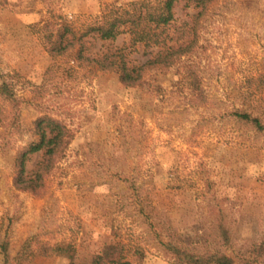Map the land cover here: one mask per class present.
Segmentation results:
<instances>
[{
    "label": "rangeland",
    "instance_id": "374dc122",
    "mask_svg": "<svg viewBox=\"0 0 264 264\" xmlns=\"http://www.w3.org/2000/svg\"><path fill=\"white\" fill-rule=\"evenodd\" d=\"M131 1L0 0V85L15 97H0V264H70L57 244L87 261L118 244L130 264H179L169 242L264 264V131L235 115L264 122V0L202 15L179 3L171 35L193 23L195 43L127 87L87 57L128 47L142 66L150 52L86 29ZM45 115L73 136L43 187L18 189L17 156Z\"/></svg>",
    "mask_w": 264,
    "mask_h": 264
},
{
    "label": "trees",
    "instance_id": "16d2710c",
    "mask_svg": "<svg viewBox=\"0 0 264 264\" xmlns=\"http://www.w3.org/2000/svg\"><path fill=\"white\" fill-rule=\"evenodd\" d=\"M213 1L215 0H136L124 5H108L97 23L87 27L86 33L93 34L103 41L115 40L122 34H129L131 37L129 47L144 45L150 52L148 53L150 58L142 66H132L127 59L128 47H123L109 48L106 52L97 54L98 58L87 57V60L98 64L100 70H115L122 84L127 87L139 85L147 65L165 67L172 64L171 55L176 53V58H180L195 43L194 40H189L191 31L188 28L191 29L193 23L185 22V30L179 32L178 36L171 35L177 19V5L185 2L186 5L199 10L196 15H202ZM1 96L5 100L15 98L9 84L4 80L0 85ZM235 115L251 123L256 129L264 131V122L259 116L245 111H237ZM33 131L37 138L17 156L18 171L14 183L21 190L36 191L44 186V177L53 167L55 157L64 152L73 136L66 124L48 115L35 121ZM37 153H42L41 160L32 169H28V161ZM165 246L179 264H234L232 257L223 253L208 251L196 254L172 242L165 243ZM54 250L66 256L70 264H130L125 260L124 249L118 244L108 245L101 252L96 253L90 261L79 259L71 244L66 246L57 244Z\"/></svg>",
    "mask_w": 264,
    "mask_h": 264
}]
</instances>
